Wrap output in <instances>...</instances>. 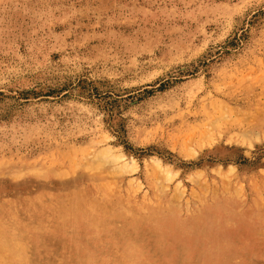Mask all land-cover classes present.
I'll use <instances>...</instances> for the list:
<instances>
[{"label": "rangeland", "instance_id": "obj_1", "mask_svg": "<svg viewBox=\"0 0 264 264\" xmlns=\"http://www.w3.org/2000/svg\"><path fill=\"white\" fill-rule=\"evenodd\" d=\"M3 237L0 264H264V0H0Z\"/></svg>", "mask_w": 264, "mask_h": 264}, {"label": "bare ground", "instance_id": "obj_2", "mask_svg": "<svg viewBox=\"0 0 264 264\" xmlns=\"http://www.w3.org/2000/svg\"><path fill=\"white\" fill-rule=\"evenodd\" d=\"M73 161V160H72ZM100 162V161H99ZM98 163V162H97ZM89 164V163H88ZM87 167H88V169H91V168H89L90 166L89 165H86ZM94 165H92V167H93ZM97 166H101V165H97ZM103 166V165H102ZM96 166H94L93 168H95ZM97 168H99V167H96V169H94V170H97ZM89 172V171H88ZM67 173V172H66ZM84 173H86V172H84ZM105 174V173H104ZM97 175V174H96ZM105 176V175H104ZM105 178V177H104ZM105 184V183H104ZM108 192V191H107ZM70 200V199H69ZM123 200V199H122ZM127 200V199H126ZM116 201V200H115ZM120 201V200H119ZM129 201V200H128ZM123 202V201H122ZM131 203H132V201H131ZM46 206V205H45ZM59 206V205H58ZM136 206H138V205H136ZM155 206V205H154ZM158 206V205H157ZM44 207V206H43ZM74 207V206H73ZM134 207V206H133ZM139 207V206H138ZM93 208V207H92ZM159 208V207H158ZM131 210V209H130ZM159 210V209H158ZM58 211H60L61 212V214H62V218L63 219H65V221L67 220L68 221V219L70 218V216H71V210L69 209V208H61L60 207V210H58ZM110 211V210H109ZM132 211H133V209H132ZM55 212V211H54ZM89 213H90V211H88ZM95 212V213H94ZM94 212H92V214L94 213V218H93V223L95 224V225H99L100 223H102V222H115V221H118V220H120V219H122V218H124L125 217V215H126V211H124L123 209H119V210H117L116 212H114V213H110V212H108V210L105 208V207H99V208H96L95 209V211ZM113 212V211H112ZM82 213H83V211H82ZM134 213V214H133ZM132 214V216H133V219L135 220V221H137V218H136V211H134ZM136 213V214H135ZM161 213V212H160ZM159 213V214H160ZM55 214V213H54ZM129 214H131V213H129ZM158 214V213H157ZM158 214V215H159ZM73 216V215H72ZM141 216V215H140ZM151 216H153V215H151ZM150 216V217H151ZM161 216V215H160ZM85 217V216H84ZM79 218V217H78ZM83 218V217H82ZM143 219V218H142ZM152 219V218H151ZM82 220V219H81ZM124 220V219H123ZM122 220V221H123ZM127 220V219H126ZM199 220H201V219H198V221ZM60 221V220H59ZM74 221V220H73ZM84 221V220H83ZM83 221H81V222H83ZM121 221V220H120ZM131 221H133V220H131ZM77 222V221H76ZM119 222V221H118ZM128 222V221H127ZM151 222V221H150ZM67 223V222H66ZM79 223V222H78ZM140 223V222H139ZM145 223V222H144ZM153 223H154V220H153ZM195 223H196V221H195ZM118 224V223H117ZM125 224V223H124ZM131 224V223H130ZM156 224V223H155ZM192 224H193V222H192ZM78 225V224H77ZM132 225H135L134 223L132 224ZM153 225V224H152ZM79 226V225H78ZM131 226V225H130ZM110 227V226H109ZM114 227V226H113ZM138 227V226H137ZM159 227H160V225H159ZM194 227H196V224H195V226ZM73 228H74V226H73ZM103 228V227H102ZM108 228V227H107ZM139 228V227H138ZM140 228H142V227H140ZM57 229V228H56ZM111 229V228H110ZM117 229H119V228H117ZM128 229H130V228H128ZM127 229V230H128ZM137 229V228H136ZM97 230H100V229H97ZM104 230V229H103ZM115 230V229H114ZM125 230V229H124ZM138 230H140V229H138ZM109 231V230H108ZM117 231H119V230H117ZM123 231V230H122ZM121 231V232H122ZM126 231V230H125ZM130 231V230H129ZM111 232V231H110ZM132 232V231H131ZM133 232H134V230H133ZM136 232H138V231H136ZM98 233V232H97ZM107 233V232H106ZM105 233V234H106ZM115 233V232H114ZM135 233V232H134ZM134 233H133V235H134ZM78 234V233H77ZM101 234V233H100ZM99 234V235H100ZM104 234V233H103ZM108 234V233H107ZM115 234H117V233H115ZM150 234V236H151V234H152V232L151 233H149ZM149 234H148V236H149ZM137 235V234H136ZM147 235V234H146ZM162 235V234H161ZM72 236V235H71ZM108 236H109V234H108ZM138 236H140V234L138 235ZM147 236V237H148ZM149 236V237H150ZM75 237V236H74ZM130 237H132V235L130 236ZM137 237V236H136ZM142 237H144V236H142ZM146 237V238H147ZM151 237H153V235L151 236ZM155 237H156V235H155ZM95 238V237H94ZM119 238H120V236H119ZM135 238V237H134ZM31 239H32V237H31ZM101 239H103V238H101ZM157 239V238H156ZM159 239V238H158ZM146 240V239H145ZM153 240H155V238L153 239ZM122 241V243H123V240H121ZM121 241H120V243H121ZM160 241V240H159ZM102 242V241H101ZM100 242V243H101ZM108 242V241H107ZM147 242V241H146ZM110 243V242H109ZM143 243V242H142ZM164 243V242H163ZM106 244V243H105ZM144 244H145V242H144ZM72 245V244H71ZM83 246V245H82ZM111 248L112 247H115V248H117V246H118V243H117V241H112L111 242ZM122 246V245H121ZM142 246V245H141ZM144 246V245H143ZM147 246V245H146ZM150 246H152V245H150ZM157 246V245H156ZM73 247V246H72ZM71 247V248H72ZM0 248L4 251V252H8L9 253V256L7 257V259H8V261H10V263H14V262H16V261H18L20 258H21V256H22V253L24 252V249H25V243H24V241L23 240H17V241H14V240H12L11 238H8V237H3L2 238V242H1V246H0ZM150 247L148 246V250H150L149 249ZM153 248H154V246H153ZM163 248V247H162ZM120 249V248H119ZM179 249V248H178ZM140 250V249H139ZM172 250V249H171ZM170 250V251H171ZM72 251H74V249L72 250ZM83 251V250H82ZM109 251V250H108ZM143 251V250H142ZM140 252V251H138L137 250V244L136 243H132V241H131V243H129V244H127V246H126V248H125V251L122 253L123 255H122V257H120L119 258V253H114L115 255L116 254H119L118 255V259H117V261H116V264H149L148 262H147V258H148V253H146V251L145 252ZM155 251H157V250H155ZM155 251L154 252H152V253H155ZM76 252H78V251H76ZM80 252V251H79ZM112 252V251H111ZM150 252H151V250H150ZM185 252V251H184ZM82 253V252H81ZM90 253V252H89ZM168 253H169V251H168ZM171 253V252H170ZM176 253V252H175ZM80 254V253H79ZM83 254V253H82ZM84 254H85V252H84ZM150 254V253H149ZM165 254H167V253H165ZM70 255V254H69ZM81 255V254H80ZM114 255V256H115ZM190 256H192V255H190ZM72 257H73V255H72ZM151 257V256H150ZM181 257V256H180ZM74 258V257H73ZM160 258V257H159ZM163 258V257H162ZM194 258V257H193ZM69 259V258H68ZM164 259V258H163ZM1 260V259H0ZM116 260V259H115ZM114 261V260H113ZM185 261V260H184ZM192 261V260H191ZM159 262V261H158ZM161 263V262H160ZM193 263V262H192ZM151 264H152V262H151ZM153 264H154V262H153ZM159 264V263H158Z\"/></svg>", "mask_w": 264, "mask_h": 264}]
</instances>
